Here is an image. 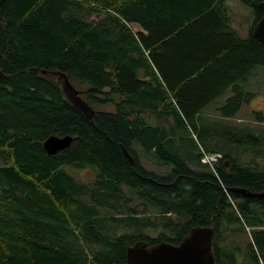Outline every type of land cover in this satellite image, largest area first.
<instances>
[{
  "label": "trees",
  "instance_id": "obj_1",
  "mask_svg": "<svg viewBox=\"0 0 264 264\" xmlns=\"http://www.w3.org/2000/svg\"><path fill=\"white\" fill-rule=\"evenodd\" d=\"M228 1L0 0V264H128L137 242L178 245L197 226L214 228L216 264H264V199L230 191L264 192V170L224 151L246 138L203 116L230 90L221 110L235 116L264 68L263 0H241L246 37ZM51 136L73 141L49 155ZM203 151L221 155L214 167Z\"/></svg>",
  "mask_w": 264,
  "mask_h": 264
},
{
  "label": "rangeland",
  "instance_id": "obj_2",
  "mask_svg": "<svg viewBox=\"0 0 264 264\" xmlns=\"http://www.w3.org/2000/svg\"><path fill=\"white\" fill-rule=\"evenodd\" d=\"M228 7L230 15L234 17L235 24L240 30L245 32L247 30L244 24L245 18L249 15L248 11H251V8L246 6L241 0H229ZM75 88L78 90V86ZM241 89L244 90V93L238 99L239 109L237 111L234 110V108H238L237 104L228 107L229 109L227 108V112L234 110L236 112L235 116L228 117L225 114V110H221V108L227 107L228 103L226 100L228 96L222 97L208 106L203 112V116L205 115L204 117L210 121L211 125L229 124L234 134L241 136V139L246 138V143L239 144L235 141H229L222 144L224 151L228 152L241 165L264 170V68L258 67L253 77L241 83ZM224 134L233 136L231 132H225ZM250 135L254 137L253 140L249 137ZM203 153L205 152L203 151ZM205 155L213 156L218 154L205 153ZM149 166L150 168H155V166ZM211 167L214 166L212 165ZM72 174L83 182H89L94 178V173L90 170H77L73 171ZM235 237L228 241H234ZM237 240L253 241L250 234L248 236L247 234L239 235Z\"/></svg>",
  "mask_w": 264,
  "mask_h": 264
},
{
  "label": "water",
  "instance_id": "obj_3",
  "mask_svg": "<svg viewBox=\"0 0 264 264\" xmlns=\"http://www.w3.org/2000/svg\"><path fill=\"white\" fill-rule=\"evenodd\" d=\"M258 9L262 17L253 29L254 37L260 42L264 49V0L258 3ZM46 74V72L44 71ZM61 83L66 98L80 111L88 120L93 121L94 110L79 96L78 90L62 72H53ZM0 76L1 73H0ZM73 138L71 136H51L44 143V149L49 155H55L70 147ZM131 164L132 158L126 153ZM232 192L243 194L250 198L264 199V192L252 193L243 188L231 189ZM215 230L212 227L197 226L181 240L178 245L168 242H160L148 245L139 241L127 250L128 264H216L213 250V239Z\"/></svg>",
  "mask_w": 264,
  "mask_h": 264
},
{
  "label": "crops",
  "instance_id": "obj_4",
  "mask_svg": "<svg viewBox=\"0 0 264 264\" xmlns=\"http://www.w3.org/2000/svg\"><path fill=\"white\" fill-rule=\"evenodd\" d=\"M248 12H249V15L246 16L245 23H244L246 25V29H247L245 32L239 29V27L235 24L234 17L232 15H229L232 27L235 28L243 37H246L248 35L249 28H250V25H251V22H252L251 13H250V11H248ZM232 94H233V92L230 90V91L227 92L226 96L229 97Z\"/></svg>",
  "mask_w": 264,
  "mask_h": 264
},
{
  "label": "built area",
  "instance_id": "obj_5",
  "mask_svg": "<svg viewBox=\"0 0 264 264\" xmlns=\"http://www.w3.org/2000/svg\"><path fill=\"white\" fill-rule=\"evenodd\" d=\"M221 158V155L218 154V155H213V156H210V155H205L204 159H203V163H206L210 166L214 165L215 162L218 161V159Z\"/></svg>",
  "mask_w": 264,
  "mask_h": 264
},
{
  "label": "flooded vegetation",
  "instance_id": "obj_6",
  "mask_svg": "<svg viewBox=\"0 0 264 264\" xmlns=\"http://www.w3.org/2000/svg\"><path fill=\"white\" fill-rule=\"evenodd\" d=\"M214 238H215V236H214ZM213 241H214V239H213ZM213 245V244H212ZM213 250H214V245H213Z\"/></svg>",
  "mask_w": 264,
  "mask_h": 264
}]
</instances>
